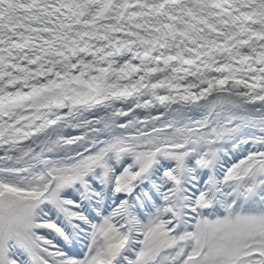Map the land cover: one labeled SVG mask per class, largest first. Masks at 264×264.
I'll list each match as a JSON object with an SVG mask.
<instances>
[{
	"label": "snow or ice",
	"instance_id": "6c2138e0",
	"mask_svg": "<svg viewBox=\"0 0 264 264\" xmlns=\"http://www.w3.org/2000/svg\"><path fill=\"white\" fill-rule=\"evenodd\" d=\"M0 264H264V0H0Z\"/></svg>",
	"mask_w": 264,
	"mask_h": 264
}]
</instances>
